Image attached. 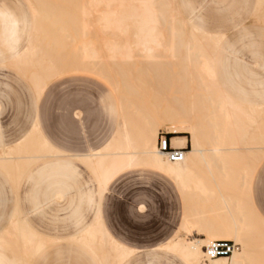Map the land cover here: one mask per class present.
Masks as SVG:
<instances>
[{
	"label": "rangeland",
	"instance_id": "374dc122",
	"mask_svg": "<svg viewBox=\"0 0 264 264\" xmlns=\"http://www.w3.org/2000/svg\"><path fill=\"white\" fill-rule=\"evenodd\" d=\"M174 1L183 16L205 33L224 37V50L217 55V82L237 104L257 109L260 118L247 126L252 131L248 134L260 136L264 143V6L257 13V0ZM81 2L0 0V8L8 9L19 19L24 17L28 23V28L21 33L18 49H26L32 42L28 64L22 65L9 54L10 43L4 39L5 26L0 24V150H11L14 156L15 147L26 140L28 134L31 140L37 139L33 131L36 120L50 145L67 155H86L100 150L121 126L119 96L123 79L117 78V94L107 82L78 63L76 52L81 42L90 41L97 47L100 44L92 32L84 37L77 29ZM30 4L45 13L34 26L35 33ZM133 69L125 75L129 76L135 90L137 73ZM112 70L114 77L118 75ZM176 81L169 79L164 90L167 96L160 104H152L154 111L168 104L167 97L185 99L181 82ZM153 82L154 78L148 80V92L152 93ZM42 83L46 88L38 95L36 87ZM192 86L195 87V114L199 117L211 114L202 86L197 80ZM201 121L205 130L202 144L208 149L218 141L210 126L216 121L209 117ZM161 132L166 131L159 128L158 135ZM170 135L172 139L178 136ZM180 136L189 138L187 134ZM32 146L33 156L47 158L24 164L19 174L8 168L9 162H6V170L0 168V238L7 243L0 253L7 262L20 263L23 258L27 264H98V258L89 250L69 240L78 219L89 221L94 214L87 199L80 198V193L93 191L95 187L88 167L70 158L51 157L36 144ZM244 154H233L231 167L223 173L201 167L196 175L206 180L211 176L226 178L224 182L217 180L210 184L213 188L218 185L221 193L230 192L232 201L241 207L234 212L235 217L241 219L238 225L252 228L244 241L253 250L254 264H264V229L260 223H264V151L249 160ZM58 159L70 162L75 173L41 170L45 164ZM248 162H252L251 168ZM242 176L249 177H246L247 187L242 181L239 185L235 183L236 178ZM93 200L98 201L96 195ZM188 204L191 208L200 203L194 199ZM185 210L186 201L173 181L142 167L120 174L109 185L101 204L102 219L111 236L134 252L126 264H182L176 255L156 248L175 236L182 240L207 237L194 228L187 233L181 229ZM17 211L41 236L51 240L40 253H18L14 240L5 235ZM227 217L222 215L223 219ZM98 252L100 256L101 251Z\"/></svg>",
	"mask_w": 264,
	"mask_h": 264
},
{
	"label": "bare ground",
	"instance_id": "6f19581e",
	"mask_svg": "<svg viewBox=\"0 0 264 264\" xmlns=\"http://www.w3.org/2000/svg\"><path fill=\"white\" fill-rule=\"evenodd\" d=\"M30 5L36 25L41 17H45V13ZM263 6L264 0H259L257 13ZM91 24L95 27H90ZM77 29L81 36L85 37L88 32H92L100 41L98 47L90 41L81 42L76 52L79 66L107 82L117 94L119 92L117 78L123 79L122 95L119 96L121 126L100 152L78 159L92 171L103 190L123 172L146 167L165 174L176 183L183 194L189 195L192 174L196 169L211 167L212 163L222 166L232 164V160L221 159L224 152H232V155L245 152L244 156L249 160L264 151V147L261 146L264 143L259 139L260 136L248 134L250 128L247 126L260 118L257 109L242 107L235 103L217 84L214 58L221 38L203 34L192 27L180 16L174 0H82ZM31 46L32 42L17 62L22 65L28 64L32 53ZM112 69L118 74L115 77L112 75ZM132 69L137 73L135 90L129 76L125 75ZM152 78L155 82L152 84L153 87L151 86L153 88L151 93L146 87L148 80ZM170 78L176 79L177 84L181 82L180 86L186 97L185 99L167 97L168 104L159 106L154 111L152 104H160L167 96L164 90ZM194 80L202 86L206 95L205 100L211 106L212 113L202 116L203 118L195 114L193 92L195 87L192 86ZM42 84L36 87L38 95L46 88ZM208 117L216 121L209 125L212 126L218 141L205 149L202 144L205 130L201 119L205 120ZM159 128H163L169 135H178L171 138V146L183 150V159L180 162L168 161L158 150ZM33 131L37 139L31 140L28 138L29 135L15 147L17 152L14 156L11 150H0L1 169L6 170L8 164V168L10 166L19 174L24 164L47 157L33 156L32 144H36L51 155H60L44 141L37 128ZM180 134L189 136L191 149L187 153H185L187 139ZM203 153H208L212 159L207 162L203 158ZM249 166L251 168L252 164ZM247 170L249 171L247 173H250V169ZM252 171L251 169V173ZM246 177L248 176L244 177L245 180ZM260 223L264 229V223L262 221ZM183 229L186 233L189 230L186 225ZM244 229L246 231H243L242 237L239 238V233L237 237V242L242 245V251L239 252L240 244L233 242L238 248L229 256H233L231 264L248 263V245L244 244L242 239L244 234L252 231V228L246 225ZM261 234L260 238L263 237ZM5 235L14 240L18 253L37 254L46 245V242L35 235L20 217L8 227ZM214 239L220 241L219 238ZM79 242L97 256L98 251H101L98 257L102 264H122L133 254L107 235L99 217L79 238ZM211 242L213 241L182 240L177 236L162 248L177 254L187 264H204L205 248ZM6 245L4 239L0 238V247ZM217 259L220 258L209 260V264H226V261H216ZM20 261L25 263L23 258H20Z\"/></svg>",
	"mask_w": 264,
	"mask_h": 264
},
{
	"label": "crops",
	"instance_id": "0c3cea01",
	"mask_svg": "<svg viewBox=\"0 0 264 264\" xmlns=\"http://www.w3.org/2000/svg\"><path fill=\"white\" fill-rule=\"evenodd\" d=\"M174 3H175V1H174ZM258 4H259V0H257V3H256V10L258 8ZM175 7H176L178 13L180 14V16L183 17V19L185 21H187L192 27L197 29L199 32H201L203 34H206V35H212V36H216V37H220L221 38L220 42H219V45H218V49H217V51L215 53V58H214V74H215V78H216V81H217V75H216V68H217V62H218L217 55L224 50L223 49L224 48L223 47L224 46L223 45L224 44V37L222 35H220V34L205 33L201 29L200 26H197V25L193 24L190 20H187L183 16V13L176 6V4H175ZM30 8H31V24H32V27H34L35 26V20H34V14H33V10H32L31 5H30ZM0 24H3V26H5L4 39H5L6 42L10 43V45L8 47V52H9V54H11L12 59L17 61V59H19V57L28 48L27 47L26 49H22V50L18 49V47L20 45V42H21V33H23L24 30L28 28L27 27L28 23H27V21H26V19L24 17L19 19L13 12L9 11L8 9L0 8ZM34 30H35V27H34ZM227 55H229V54H227ZM217 84L219 85L218 82H217ZM219 87L229 99L234 101L221 88L220 85H219ZM247 108L256 109L254 107H247ZM35 128H37L40 136L44 139L45 142H47V144L52 148V150H54L55 152L60 154V155L53 154V155H51V157H56V158H64V157H66V158H70V159H73V160H76V161H80V160H78L79 158L87 157V156H90V155H93V154H96V153L100 152L111 141L112 137H114V135L117 132L116 131L113 134V136L105 143V145L98 151H93L92 153L86 154V155H67L65 152H63L61 150H58V149L54 148L52 145H50L48 140H46L45 137L42 135L37 120L35 122L33 130ZM249 131L252 132L251 130H249ZM27 136H29V134ZM186 139H187V145L185 147V149H186L185 153H187L191 149L190 141H189V138L187 136H186ZM21 143L22 142H20L19 144H21ZM205 156H208V157H205ZM203 158L205 160H206V158L212 159L211 157H209L208 153H203ZM221 159H223V160H232V152H224L222 157H221ZM230 167H231V165L222 166V165H219V164H216V163H214V164L212 163L211 167H203V168H206V169H208L210 171H218V173H223L224 170H227ZM142 168H146V167H142ZM45 169H50V170H52L55 173H62V174H67L69 172H71L72 174L75 173L72 164L70 162H68L66 160H62V159H58L55 162L47 163V164H45L44 166L41 167L42 171L45 170ZM146 169H149V170H151L153 172H157V173L163 174V173H161L159 171H156V170H153V169H150V168H146ZM198 169H196L194 171V173L192 174L193 177L191 178V184H190V188H189V195L183 194V192L179 189V187L176 185V183L170 178L173 181V183L175 184V186L177 187V189L180 192V194L182 195L183 200L186 201V210L184 211L183 216H182L181 229H183V227L186 225V227L188 229L194 228V229H196L197 232H204L207 235V237L204 238V239L203 238H187L188 241L208 242L211 239H213V241H214L215 240L214 238H219L220 240L228 239L227 241L230 240V241L236 243L237 242L238 233H239V238L242 237L243 231L245 230L244 228L246 227V225H243V226L238 225V222H240L241 219L238 218V216L235 217V213L234 212L236 210H238L239 208H241V207H239V205H237L235 202L232 201V199H231L232 197H230V194H229L230 192L229 193H221L219 191L218 185H216L215 188H213L211 186L210 183L216 182L217 180L220 181V182H224L223 180L226 179L225 177H213V176H211L207 180L204 179V178L200 179L196 175ZM88 170L90 172L91 179H92V182H93L95 187H94L93 191L90 189V190H88L86 192L80 193V196H81L80 198L87 199L88 207L90 209L94 208V210L92 209L94 211V214H93V217L89 221L85 220V219H81V218L78 219V221L76 222V225H75L76 230L74 231V233L72 235L69 236V240L73 241V242H76V243L80 244L82 247H84L87 250H89L94 256H96L98 258L97 259V263L98 264H102L100 259H99V257L95 253H93L87 246L85 247V245H83V244H81L79 242V238L91 226H93L95 224L97 218L99 217L100 224L102 225V227L105 230V232L107 233V235L114 242H116L117 244L119 243L118 245L126 248L124 245H122L120 242H118L117 240H115L111 236L108 228L105 226V224L103 222L102 211H101V204H102V199L104 198V194L108 190L109 185L118 176L109 183V185L107 186L106 189L103 190L99 186V184L97 182V179L94 176V174L92 173V171L89 168H88ZM163 175H165V174H163ZM241 181L243 182V185L245 187H247L246 180L244 179V176L236 178V180H235L236 185H239ZM229 191H231V189H229ZM94 195H96V197L98 198L97 202L93 200L94 199ZM57 197L60 198L61 196L58 195ZM194 199L199 200V203H200L199 206L196 205L195 207L193 206V207L189 208V204H188L189 200H194ZM200 205H203V206H200ZM223 214L224 215H228V217L223 219L222 218ZM17 217H20L22 219V221L25 223V225L35 235H37L39 238L44 240L46 242V244L51 241V240H48L47 238H44L43 236H41L25 219H23L21 217V214L18 211L14 214L13 218L10 220L9 226L13 223V221ZM211 217H213V218H211ZM247 226H248V228L250 227L249 225H247ZM232 230H234L235 232H233ZM243 236L244 237H243L242 240H243L244 244H247L244 241L246 234H244ZM175 237H177V236H175ZM175 237L171 238L165 244H163L162 246L157 247L156 249H163L162 247L165 246L167 243H169ZM203 247H204V245L201 247L202 251H203ZM43 248L38 253H40L43 250ZM0 249H1V247H0ZM126 249L133 252V250H130L128 248H126ZM247 250H248L249 260L247 261L248 263H246V264L255 263V261H256L255 259L256 258H255L254 254H253L252 248L249 245H248ZM241 251H242V246L240 244L239 252L241 253ZM239 252H237V253H239ZM170 253H172V252H170ZM172 254L176 255L179 258V260L181 261L182 264H187L177 254H175V253H172ZM131 256H129L122 264H126L127 260ZM232 258H233V256L229 257V258H220V259H217L216 261H226V264H231L232 263ZM25 263L27 264V261H25ZM25 263H23V262L18 263L16 261L7 262L5 257L0 253V264H25Z\"/></svg>",
	"mask_w": 264,
	"mask_h": 264
},
{
	"label": "built area",
	"instance_id": "2783aa9c",
	"mask_svg": "<svg viewBox=\"0 0 264 264\" xmlns=\"http://www.w3.org/2000/svg\"><path fill=\"white\" fill-rule=\"evenodd\" d=\"M157 148L170 162H180L183 159V150L171 146V135L167 133H159ZM237 248L238 247L230 241H213L205 248L204 264H209V260L215 258L229 257Z\"/></svg>",
	"mask_w": 264,
	"mask_h": 264
}]
</instances>
